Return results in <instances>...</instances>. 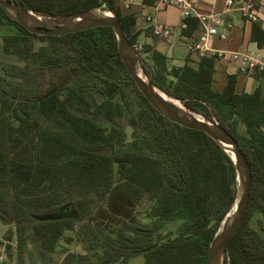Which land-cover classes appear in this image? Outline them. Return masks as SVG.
Masks as SVG:
<instances>
[{"label": "trees", "instance_id": "16d2710c", "mask_svg": "<svg viewBox=\"0 0 264 264\" xmlns=\"http://www.w3.org/2000/svg\"><path fill=\"white\" fill-rule=\"evenodd\" d=\"M51 15L102 9L116 13L136 45L132 19L114 0H21ZM0 222L14 226L19 257L36 246L54 264L65 232L83 253L61 264H207L208 248L238 192L234 162L201 131L167 120L143 97L118 53L111 27L64 36L28 32L0 6ZM252 39L264 44V30ZM154 85L184 107L215 119L238 141L252 173L245 218L227 246L225 264H264V99L236 94L229 78L213 90L214 57L194 68L167 67L142 47ZM148 60V59H147ZM148 201V222L134 212ZM121 201L129 211L118 213ZM10 234V232H8ZM25 254V255H24ZM36 255V254H34ZM237 256L238 258L236 259Z\"/></svg>", "mask_w": 264, "mask_h": 264}, {"label": "water", "instance_id": "95a60500", "mask_svg": "<svg viewBox=\"0 0 264 264\" xmlns=\"http://www.w3.org/2000/svg\"><path fill=\"white\" fill-rule=\"evenodd\" d=\"M101 1L105 3V0ZM0 6L24 29L37 35L64 36L96 27H111L117 39L120 58L148 103L167 120L192 130L201 131L221 145L226 153H228L227 149L233 153L234 158L228 154L234 162L237 173V197L231 212L223 221L222 228L211 239L207 255V264H222L227 246L247 213L252 185L251 168L238 141L215 119H209L188 110L179 100L168 96L154 85L153 72L151 71L149 77L146 76L144 69H151L126 37L116 13L109 10L99 13L97 9H94L68 15H51L29 10L21 0H0ZM160 93L180 102L182 108L163 98Z\"/></svg>", "mask_w": 264, "mask_h": 264}, {"label": "crops", "instance_id": "0c3cea01", "mask_svg": "<svg viewBox=\"0 0 264 264\" xmlns=\"http://www.w3.org/2000/svg\"><path fill=\"white\" fill-rule=\"evenodd\" d=\"M239 1L236 0L235 4L237 5ZM157 2L158 0H130L128 7H125L126 0H114L115 8L120 12L121 16L132 19L131 31L133 35H136L137 45H140L141 49L145 47L164 56L169 70L179 69L185 65L197 68L201 59L191 54L187 47L200 34L196 19L186 20L187 28L181 30L182 17L180 10L173 6L160 7ZM198 6L204 13L224 15V23L233 25V28L228 30V39H212L208 44L210 49L264 54V44L260 45L252 39V30L255 24L264 30V9L261 10V20L253 23L245 21L240 11L235 8L228 9L225 0H199ZM149 16L156 19L159 23L171 27L173 30L171 37L168 39L155 38L151 32V25L147 21ZM9 33L10 31L7 29L0 27V61L2 62L4 54L3 36ZM4 56L8 58L5 54ZM146 62L152 64L147 59ZM230 77L235 79L236 94H252L258 90L264 99V72L256 73L250 77L245 76L238 73L236 63L227 59L214 58L213 90L222 92L226 88ZM0 223L3 224L2 222ZM4 226L7 228V225L4 224ZM4 230L5 227L3 228L0 225V238H3ZM80 248L79 246L78 249L80 250ZM80 253H83V251ZM141 259L143 258L141 257ZM129 262L128 264H132V262ZM137 264H143V262L139 261Z\"/></svg>", "mask_w": 264, "mask_h": 264}, {"label": "built area", "instance_id": "2783aa9c", "mask_svg": "<svg viewBox=\"0 0 264 264\" xmlns=\"http://www.w3.org/2000/svg\"><path fill=\"white\" fill-rule=\"evenodd\" d=\"M160 7H177L180 10L182 22L180 29L187 28L186 20L196 19L200 34L188 44V51L199 59L214 57L215 59H227L237 64L239 74L253 76L256 73L264 72V54L249 52L215 51L208 46L212 39L227 40L228 30L233 28L231 23H224V15L217 13H204L200 10L199 0H158ZM225 0L228 9L235 8L240 11L242 18L247 22H259L261 20V10L264 9V0ZM130 0H126L125 7H128ZM151 25L152 35L157 39H168L173 30L171 27L159 23L153 17H147ZM138 52L140 45H134ZM8 239H0V264H5L8 260V246L11 245Z\"/></svg>", "mask_w": 264, "mask_h": 264}, {"label": "rangeland", "instance_id": "374dc122", "mask_svg": "<svg viewBox=\"0 0 264 264\" xmlns=\"http://www.w3.org/2000/svg\"><path fill=\"white\" fill-rule=\"evenodd\" d=\"M97 11L99 13H101L103 10L102 9H97ZM140 53V52H139ZM143 58V57H142ZM146 59H148L149 61V56L146 55L145 57ZM15 61V58H6L3 54V63L6 62H12ZM147 77H149V75L146 74ZM196 113V112H195ZM199 114V113H197ZM202 115V114H199ZM149 204L147 200H144L138 207H136V211L134 212V217H136V220H141L144 223L148 222L146 215H147V208H148ZM114 207L116 209V211L118 213H124L127 211H129V207L126 204H123L121 201H119V203L114 204ZM0 225L3 226V228L5 227L4 233H3V238L4 239H8L11 241V245L8 246V260L5 262V264H41L39 263V261L35 258L38 255V251L36 246L32 245V244H27V249L30 253V255L36 260L31 261L29 259V256H25L23 258V260L19 257L20 254V250H19V245L17 242V238L15 235V228L14 226H4V224ZM223 225V223H222ZM222 225L220 226V228L218 229L217 233L220 231V229L222 228ZM7 229V230H6ZM10 232V234L8 233ZM74 237V233L67 231L65 232V234L61 237L58 246L54 252V254L51 257V261H53L54 264H61L63 257L66 255L65 253L68 251V253H80L82 252V249L80 248V250L78 249V244L76 242H68V239H72ZM0 238V239H3ZM36 254V255H34ZM25 255V254H24ZM226 257L227 263H229V260H231V254L226 250L224 255H223V260H222V264L224 263V258ZM236 259L238 258L237 256H235ZM138 259V260H137ZM132 260V261H131ZM129 261L132 262V264H137V262L141 261L143 262V259H141V256L139 257H134L132 259H130ZM129 262V263H131Z\"/></svg>", "mask_w": 264, "mask_h": 264}, {"label": "bare ground", "instance_id": "6f19581e", "mask_svg": "<svg viewBox=\"0 0 264 264\" xmlns=\"http://www.w3.org/2000/svg\"><path fill=\"white\" fill-rule=\"evenodd\" d=\"M161 94V96L163 97V98H165V99H167L168 101H170V102H172V103H174L175 105H177L178 107H181L182 108V106H181V104H180V102H178V101H176V100H174V99H170V98H168L166 95H164L163 93H160ZM199 117V116H198ZM200 118V117H199ZM226 148V147H225ZM227 149V148H226ZM228 150V153L232 156V158H234V155H233V153L229 150V149H227Z\"/></svg>", "mask_w": 264, "mask_h": 264}]
</instances>
